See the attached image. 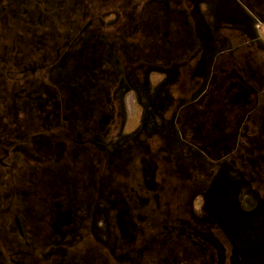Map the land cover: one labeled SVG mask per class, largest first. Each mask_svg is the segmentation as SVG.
I'll return each instance as SVG.
<instances>
[{
    "label": "flooded vegetation",
    "instance_id": "af4514ba",
    "mask_svg": "<svg viewBox=\"0 0 264 264\" xmlns=\"http://www.w3.org/2000/svg\"><path fill=\"white\" fill-rule=\"evenodd\" d=\"M234 1L0 0V264H264L178 219L229 168L264 201V0Z\"/></svg>",
    "mask_w": 264,
    "mask_h": 264
},
{
    "label": "rangeland",
    "instance_id": "374dc122",
    "mask_svg": "<svg viewBox=\"0 0 264 264\" xmlns=\"http://www.w3.org/2000/svg\"><path fill=\"white\" fill-rule=\"evenodd\" d=\"M210 2H212L211 5H214V6L212 7L210 6L209 10L212 11L213 7L216 6L218 8V6L224 4L225 8L222 10H224L226 14L229 16L235 15V12L231 11L230 8H232L233 5H237L236 1L234 0H210ZM241 8H242L241 9L242 13L240 15L244 16L245 18H248L249 12H246V10L248 11L247 8L249 7H246L243 5ZM218 14L220 15V12ZM255 16H256V20H254L253 25L257 27V30L259 31V36L261 37V40L263 41V44H264V34H263L264 33V30H263L264 29V19L261 16H258V15H255ZM209 18L211 19V15L209 16ZM208 22L210 21L208 20ZM198 60L199 58L195 57L191 61L198 62ZM130 93H128L127 95H130ZM129 99L130 98L128 97L127 98V108H126L127 112L129 113L128 115L130 116L133 112L132 109L135 108L136 115H138L139 113L140 116L143 117L142 115L143 108L141 107L142 105L141 106L134 105L135 107L132 108V102H131V99L130 100ZM181 104H182L181 102H177V106H180ZM140 119H141L140 121H143L144 118H140ZM167 119L169 120L170 118H167ZM168 120H161L163 127H166V125L169 123ZM149 121L152 122L153 120L149 119ZM133 125L134 124H129L128 128H130V130L128 129V131H132L130 136H132L133 140H135L136 139L135 134L138 130L139 125L132 129ZM157 126H156V129L161 130L159 129V125ZM128 131L127 132L125 131L126 133L122 136V140L124 138L126 139V136H128L127 134ZM123 143L119 146L118 144L117 145L115 144L114 146V148H116L114 149L115 150L114 155H119L118 158L117 156L110 155L111 162L114 165L116 164L117 160H120L121 158L122 159L130 158L133 155V151H135V148H132L133 144L131 143V140H130V143H127V145L129 146V150L127 152H123V150L121 153L118 152L117 148L119 147L121 148L124 146V148L126 149V144H123ZM41 147H45V146L41 145ZM168 148L170 149V147ZM47 149L48 148H45L44 150L45 153H47ZM139 152L142 153V158L146 159V161L142 163L146 165V171H150L151 170L150 165H152V159H154L153 157H150L152 156V154H148L146 150L143 151L142 149L139 150ZM36 153H37V157H42L43 150L42 149H40V151L36 150ZM170 154L171 152L168 150V156ZM192 157L194 158L193 155ZM192 157L191 155H189L186 162L189 163ZM197 158L198 157H195L194 159H197ZM134 163L138 164V162L136 161H134ZM205 168L206 166L203 169ZM198 170H201V169H198ZM222 176L224 177V179L222 180L220 179L221 181L217 182L213 179L211 180V185L209 188L208 187L207 189L200 188L198 191L196 190V192L191 193L190 197L187 198V200L184 199L185 200L184 207L186 211L183 213L182 212L179 213L181 217H179L178 219H181L182 217L184 219L188 218L190 217V214H191L194 217V219L198 221L197 228H194L195 230H197L196 232L200 231L198 232L200 235L207 236L209 240H211V242L216 245L220 244L218 241L219 236L224 237L225 233L227 234L228 232H231L234 228H236L237 230L239 227H241L243 229H246L247 232L250 231L252 235H254L253 242L251 241L252 239H250L249 237L250 234L242 235L241 239L243 240V242L249 241L250 244L251 242L253 243L251 244L252 246H251L250 254L254 258L260 254L262 250V242L260 240L264 239V201L258 198L251 191L249 184L243 180L244 177H242L236 170L229 168L225 172V175H222ZM225 178L227 179V181H225ZM144 180H146L145 186H148V181L152 180V178H149V176L147 175V177L144 178ZM107 182L108 180L104 179L101 187H104L107 184ZM230 182H233L235 184V187L234 185H230L231 184ZM193 198H195L194 202L192 200ZM100 200L103 201V199H99V202ZM187 201L188 203H186ZM107 205L108 203L105 202L103 206H107ZM187 210H188L189 215H185L184 217V215L182 214L187 213ZM181 222L182 224H186L185 221H181ZM250 228L255 231L250 230ZM97 233H99V235H101V237L105 239L106 236H104L103 234L105 233L109 234L110 231L108 230L103 231V232L97 231ZM249 242H247L246 247L250 245ZM243 251H244V248H243ZM247 257L249 258V255Z\"/></svg>",
    "mask_w": 264,
    "mask_h": 264
},
{
    "label": "crops",
    "instance_id": "0c3cea01",
    "mask_svg": "<svg viewBox=\"0 0 264 264\" xmlns=\"http://www.w3.org/2000/svg\"><path fill=\"white\" fill-rule=\"evenodd\" d=\"M198 78H200V77H198Z\"/></svg>",
    "mask_w": 264,
    "mask_h": 264
}]
</instances>
